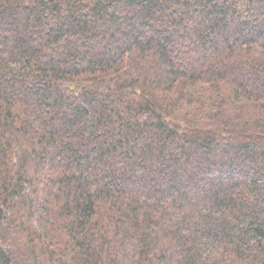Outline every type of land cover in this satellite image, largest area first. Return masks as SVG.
<instances>
[{"label":"trees","instance_id":"16d2710c","mask_svg":"<svg viewBox=\"0 0 264 264\" xmlns=\"http://www.w3.org/2000/svg\"><path fill=\"white\" fill-rule=\"evenodd\" d=\"M0 264H264V0H0Z\"/></svg>","mask_w":264,"mask_h":264}]
</instances>
